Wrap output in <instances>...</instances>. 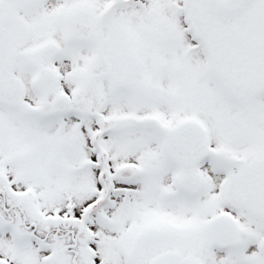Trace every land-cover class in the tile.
Wrapping results in <instances>:
<instances>
[{"label":"snow or ice","instance_id":"obj_1","mask_svg":"<svg viewBox=\"0 0 264 264\" xmlns=\"http://www.w3.org/2000/svg\"><path fill=\"white\" fill-rule=\"evenodd\" d=\"M0 264H264V0H0Z\"/></svg>","mask_w":264,"mask_h":264}]
</instances>
